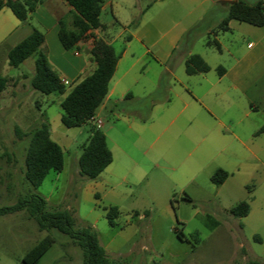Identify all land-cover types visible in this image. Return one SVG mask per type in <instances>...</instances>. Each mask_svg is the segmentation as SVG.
Masks as SVG:
<instances>
[{"label":"rangeland","instance_id":"1","mask_svg":"<svg viewBox=\"0 0 264 264\" xmlns=\"http://www.w3.org/2000/svg\"><path fill=\"white\" fill-rule=\"evenodd\" d=\"M108 1L113 8L100 16L106 26L102 36L120 37L113 44L115 51L125 37H144L151 45L179 33L190 37L193 54L214 66L206 74L214 85L217 67L225 69L233 62L241 37L264 34L237 21H231L228 32L209 34L228 12L222 0ZM5 26L9 29L8 23ZM213 37L220 42V51L205 46ZM188 41L180 42L182 48ZM151 51L157 52L158 46ZM33 62L31 56L14 68L0 60V74L9 79L0 94V208L14 205L22 195L38 194L49 211H67L75 227L93 229L109 260L118 264H264V174L259 163L249 158L220 186L210 181L215 170L233 167L222 148L225 116L238 114L242 106L233 105L235 93L228 107L222 99L223 83L214 89L192 80L180 85L161 75L151 56L145 57L134 69L138 98L116 104L111 100L99 117L113 159L95 179H88L79 175L77 160L91 124L62 125L63 95L31 88ZM178 74L187 77L183 68ZM247 100H256L254 91ZM251 119L262 122L264 112ZM43 120L51 139L62 148L63 169L50 171L33 189L24 178L26 135ZM214 127L217 131H210ZM261 158L264 161V155ZM239 202H246L249 212L235 218L229 211ZM110 207L119 212L114 227L105 216ZM46 235L53 243L37 264H81V251L67 236L54 229L40 230L25 210L0 215V264H22L26 252Z\"/></svg>","mask_w":264,"mask_h":264},{"label":"trees","instance_id":"2","mask_svg":"<svg viewBox=\"0 0 264 264\" xmlns=\"http://www.w3.org/2000/svg\"><path fill=\"white\" fill-rule=\"evenodd\" d=\"M42 0H0V10L7 8L14 17L23 22L29 13L35 11ZM73 10L71 22L65 19L58 21V40L66 51L75 50L76 44L84 40L89 31H105L106 26L100 22V13L105 0H64ZM235 20L254 27L264 26V1L259 0L253 4L242 0H235L228 5L226 16L219 22L215 29L209 31L214 36L218 32H228L229 22ZM190 31H188L189 33ZM190 37H182L180 42L188 41ZM44 35L36 29L21 42L6 51V61L9 67H18L26 59L34 56L33 75L29 83L33 90L41 94L65 95L60 102L62 114L60 122L67 128L80 127L92 120L97 109L104 102L108 85L115 71L119 54L114 48L101 38L93 40L89 51V59L95 67L91 74L66 90L55 71L49 65L45 54L41 50ZM180 43V45H182ZM206 47L214 46L220 51V45L213 37L207 40ZM189 49V41L183 45ZM3 46H0V52ZM209 66L197 54H191L185 61V73H207ZM225 69L217 67L219 76ZM9 79L0 74V94L7 88ZM18 135L21 132L16 130ZM264 133V125L255 133ZM25 136V134L23 135ZM24 155V178L33 189H37L50 171L60 172L63 169L62 148L51 139L48 123L43 120L40 126L28 135ZM112 153L106 144L105 135L95 127L91 128L86 142L81 145L77 166L80 176L95 179L112 162ZM228 174L217 169L210 177L215 186H220ZM25 210L30 218L36 220L40 230L54 229L67 236L81 251V264H118L110 261L105 249L101 246L97 233L87 227H75L74 219L67 211H49L46 200L38 194H26L18 198L12 206L0 208V215H6ZM230 214L235 218L245 217L249 212L246 202H239L230 209ZM119 212L117 208L110 207L106 211V220L110 227L115 226V219ZM53 239L46 235L29 249L22 259V264H37L40 258L51 247ZM246 264H262L250 261Z\"/></svg>","mask_w":264,"mask_h":264},{"label":"crops","instance_id":"3","mask_svg":"<svg viewBox=\"0 0 264 264\" xmlns=\"http://www.w3.org/2000/svg\"><path fill=\"white\" fill-rule=\"evenodd\" d=\"M108 8H113L112 2L105 0L100 16ZM72 16L73 10L64 0H42L35 11L29 13L23 22L17 20L9 9L3 8L0 10V46H3V50L0 52V60H6L7 49L17 45L33 29H36L44 35L41 50L60 81L68 82V88L78 83L94 70L95 65L89 59V51L92 48L93 40L101 38L113 47L114 42L120 37H103V31L99 29L92 30L89 31L84 40L76 44L75 50L66 51L58 40V21L65 19L69 24ZM231 21L228 24L229 31L232 29ZM5 23L9 24V29L6 28ZM237 26L247 31V33L255 32L254 29L241 27V25ZM256 28L264 30V26ZM180 36L181 34L174 33L170 37H160L151 45L146 44L144 37H125L119 51H115L120 56L108 85L107 96L90 121L91 128L95 127L94 123L96 121H100L101 113L108 109L111 100L116 104L119 101H130L138 98V95L134 93V89L139 85V78L134 74V69L141 60L151 56V60L160 66V74L168 75L173 82H178L180 85H185L192 80L197 86L209 84L212 86L211 89H214L223 83L222 90H220L222 99L226 100L228 107L231 101V93L236 94L233 105L236 103L241 105L242 102V106L238 107L240 110L238 114H227L225 116L227 124L223 125V133H225L224 138H226V141H224L222 148L230 156L233 167L227 170L228 172L222 168L219 169L224 170L228 177L233 176V171L241 167L250 158L259 163V167L264 174V161L261 158L264 155V133L255 134L264 125V120L262 122L254 121L253 123V119H251L254 114L264 112V34L262 37H241L242 44L238 46L237 54L232 56L233 62L226 66L223 75H218L216 85L206 77V74L214 66L207 64V60L200 54L199 56L209 66V71L193 75L185 73V61L193 53L190 48H182L180 45L182 37ZM133 42H138L139 47L132 46ZM218 43L220 45L219 41ZM155 46H158V51H151ZM182 68L187 79H182L180 74L177 76V70ZM168 88L169 90L172 89L171 86ZM144 91L145 88L143 87V93ZM252 91L255 92V102L247 100L248 94ZM197 100L200 101L199 98ZM101 128L102 123L99 129ZM210 131L215 132L217 129L214 127V130ZM227 138H232L233 141Z\"/></svg>","mask_w":264,"mask_h":264},{"label":"built area","instance_id":"4","mask_svg":"<svg viewBox=\"0 0 264 264\" xmlns=\"http://www.w3.org/2000/svg\"><path fill=\"white\" fill-rule=\"evenodd\" d=\"M64 86H68V82H66V81H62L61 82ZM95 128H97V129H99L100 127H101V122L100 121H96L95 123Z\"/></svg>","mask_w":264,"mask_h":264},{"label":"water","instance_id":"5","mask_svg":"<svg viewBox=\"0 0 264 264\" xmlns=\"http://www.w3.org/2000/svg\"><path fill=\"white\" fill-rule=\"evenodd\" d=\"M232 2H233V1L222 0V1H220V4H221V5H230V4H232Z\"/></svg>","mask_w":264,"mask_h":264}]
</instances>
